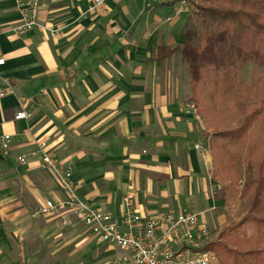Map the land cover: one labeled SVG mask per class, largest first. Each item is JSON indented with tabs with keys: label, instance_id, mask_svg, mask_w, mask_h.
Returning <instances> with one entry per match:
<instances>
[{
	"label": "crops",
	"instance_id": "1",
	"mask_svg": "<svg viewBox=\"0 0 264 264\" xmlns=\"http://www.w3.org/2000/svg\"><path fill=\"white\" fill-rule=\"evenodd\" d=\"M91 2L43 0L38 24L19 34L14 2L0 0V85L13 90L0 97V137L9 135L0 144V264H125V251L71 213L32 216L45 200L63 198L37 152L41 141L100 210L120 216L129 194L143 216L198 214L212 240L229 223L209 156L193 147L204 124L185 108L187 66L178 52L156 58L183 46L187 16L167 20L171 5L143 0L90 11ZM18 99L30 118H14Z\"/></svg>",
	"mask_w": 264,
	"mask_h": 264
},
{
	"label": "trees",
	"instance_id": "2",
	"mask_svg": "<svg viewBox=\"0 0 264 264\" xmlns=\"http://www.w3.org/2000/svg\"><path fill=\"white\" fill-rule=\"evenodd\" d=\"M188 1L185 43L161 48L156 58L178 52L187 66V101L209 138L212 181L239 185L235 162L238 146H244L241 194L252 193L247 215L222 228L205 248L220 264H264V0ZM250 222L253 233L247 235Z\"/></svg>",
	"mask_w": 264,
	"mask_h": 264
},
{
	"label": "built area",
	"instance_id": "3",
	"mask_svg": "<svg viewBox=\"0 0 264 264\" xmlns=\"http://www.w3.org/2000/svg\"><path fill=\"white\" fill-rule=\"evenodd\" d=\"M19 12V20L13 26L15 33H24L38 24V16L44 10L43 0H12ZM107 1L118 3L121 0H92L89 10L102 8ZM152 5H171L172 15L167 20L191 12L188 0H143ZM51 36L59 33L58 29L49 31ZM5 62L0 58V65ZM13 93L8 85H0V97ZM19 109L15 119H28L32 111L28 110L23 99H18ZM187 111L197 119L199 115L193 103H185ZM9 140V135L0 137L3 146ZM194 149L203 157L209 155L208 138L202 137L193 144ZM37 152L41 156L43 167L56 178L63 198L53 201L47 199L32 213L33 217L48 216L56 213H71L82 222L87 231L109 244L116 245L126 252L125 264H212L216 254L206 249L207 243L215 235L209 223L198 214L179 212L164 213L158 216H143L136 210L131 195L122 196V211L120 216L100 210L92 203L83 200L78 194L80 180L75 178L72 170L64 167L56 158L53 149L44 141L38 142ZM18 161L25 162V156H18ZM65 224V221H63Z\"/></svg>",
	"mask_w": 264,
	"mask_h": 264
},
{
	"label": "rangeland",
	"instance_id": "4",
	"mask_svg": "<svg viewBox=\"0 0 264 264\" xmlns=\"http://www.w3.org/2000/svg\"><path fill=\"white\" fill-rule=\"evenodd\" d=\"M181 20H184V16L181 17ZM199 119L202 120L200 116H199ZM243 155H244V146H238L237 157H236V162H235V165L238 171V177H239L238 186L232 185L229 188H224L225 184L223 182H221L220 180L218 181L214 180L215 181L214 183H216L219 187L220 195L223 193L226 195V197L225 196L224 197L226 198V204L228 206V209H225L228 214V220H229L228 224L236 223L240 219H242L244 216H246L247 213L249 212V208L251 205L252 193L248 195L241 194V189L242 190L244 189L243 185L247 178V174L245 172L244 161H243ZM208 156H209L208 158L211 161L210 168H209V173H210V178H211L212 172H213V166H212L213 158H212L211 152H209ZM235 189H238L239 193L234 196L233 192ZM245 227H246V234L251 235L253 233V226L251 222L247 223Z\"/></svg>",
	"mask_w": 264,
	"mask_h": 264
}]
</instances>
